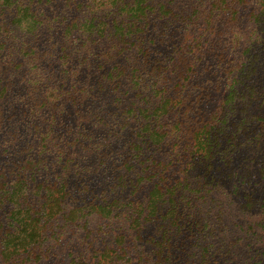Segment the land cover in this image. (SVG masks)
<instances>
[{"label": "rangeland", "instance_id": "374dc122", "mask_svg": "<svg viewBox=\"0 0 264 264\" xmlns=\"http://www.w3.org/2000/svg\"><path fill=\"white\" fill-rule=\"evenodd\" d=\"M16 6L21 22L0 0V162L44 103L49 126L18 149L39 144L36 177L66 183L64 209L80 183L76 207H104L55 228L39 264H91L115 240L153 264L160 237L162 264H264V0Z\"/></svg>", "mask_w": 264, "mask_h": 264}, {"label": "trees", "instance_id": "16d2710c", "mask_svg": "<svg viewBox=\"0 0 264 264\" xmlns=\"http://www.w3.org/2000/svg\"><path fill=\"white\" fill-rule=\"evenodd\" d=\"M218 1L223 3V0ZM3 2L10 8H15L10 12L11 21L13 19L21 22L24 14L20 12L24 10L21 6H16V0H3ZM240 74L242 75L241 72ZM0 89V96H4L7 86ZM45 106L44 103L39 106H29L32 112L26 120L25 132L23 134L19 132L16 139L10 141L13 145L4 150L5 158L0 162V264H39L40 260L48 258L52 253V250L43 247V242L48 237L53 238L52 234L57 231L55 228H62L63 224L76 225L80 217L87 213L104 211L102 203L95 202L93 198L83 201L78 208L76 207L81 200H84L86 192L85 187L80 186L81 183L76 188L78 193L76 198L79 200L75 199L72 206L64 209L66 183L63 182L62 185L57 186V181L38 182L36 177L34 168L37 167L39 160L35 151L41 150L38 147L39 144L27 143L18 149L17 138H26L37 132L36 138L39 141L43 136L45 129L41 130V125L49 126L45 122L53 115L51 109L44 110ZM9 118L10 116L5 117L0 112V128L5 127L3 122ZM30 120L32 121L29 122ZM207 138L211 141L209 137ZM15 140L17 142H14ZM210 147L211 143L207 148ZM158 191L162 192L161 189ZM139 214L142 215L141 221L137 217L132 224L136 229L134 234L136 239H140L138 230L141 228L137 227L139 223L159 219L156 212L151 209L144 214L141 212ZM62 218L63 223H58ZM166 242L167 240L163 241L161 237L148 242L152 245L148 247L150 252L154 253L153 264H162L169 259V243ZM133 246L134 244L123 246L116 240L109 246L101 248L98 246L91 249L90 257L94 255L96 258L91 264H138L137 259H133L136 257V253L132 250Z\"/></svg>", "mask_w": 264, "mask_h": 264}]
</instances>
